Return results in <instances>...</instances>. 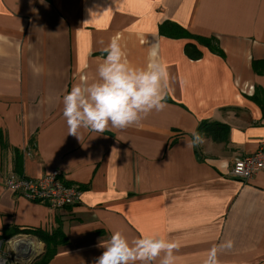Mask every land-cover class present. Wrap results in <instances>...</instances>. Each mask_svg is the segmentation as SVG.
Returning <instances> with one entry per match:
<instances>
[{
	"label": "crops",
	"instance_id": "obj_1",
	"mask_svg": "<svg viewBox=\"0 0 264 264\" xmlns=\"http://www.w3.org/2000/svg\"><path fill=\"white\" fill-rule=\"evenodd\" d=\"M166 22L208 44L161 35ZM113 38L132 66L165 65L166 107L78 139L63 95L94 78ZM262 63L264 0H0V237L61 227L68 243L47 264H95L116 231L177 241L174 264H204L212 248L217 264H264V172L230 174L264 139ZM54 171L82 186L75 206L6 186L7 172Z\"/></svg>",
	"mask_w": 264,
	"mask_h": 264
},
{
	"label": "clouds",
	"instance_id": "obj_2",
	"mask_svg": "<svg viewBox=\"0 0 264 264\" xmlns=\"http://www.w3.org/2000/svg\"><path fill=\"white\" fill-rule=\"evenodd\" d=\"M91 13L90 23L95 14ZM103 61L96 67L92 80L81 78L63 95L62 117L68 134L80 139L82 131L103 133L113 128H126L140 122L152 111L166 107L163 81L169 77L164 64L151 60L146 67L132 66L126 58L118 38H113L105 49ZM155 51L150 56L155 57ZM199 133L190 143H202ZM227 247L232 246L228 241ZM177 241L163 236L145 235L130 241L121 232H113L103 246L95 264H174ZM204 264H217L216 249L212 248Z\"/></svg>",
	"mask_w": 264,
	"mask_h": 264
},
{
	"label": "built area",
	"instance_id": "obj_3",
	"mask_svg": "<svg viewBox=\"0 0 264 264\" xmlns=\"http://www.w3.org/2000/svg\"><path fill=\"white\" fill-rule=\"evenodd\" d=\"M260 172H264V139L255 153L235 159L230 174L234 179L250 181ZM62 176L56 171L34 180L13 176L7 181V187L29 201L59 210L76 205L81 198L77 184L62 180ZM21 237L0 240V264H32L37 259L43 250L42 244L31 237Z\"/></svg>",
	"mask_w": 264,
	"mask_h": 264
},
{
	"label": "trees",
	"instance_id": "obj_4",
	"mask_svg": "<svg viewBox=\"0 0 264 264\" xmlns=\"http://www.w3.org/2000/svg\"><path fill=\"white\" fill-rule=\"evenodd\" d=\"M160 34L163 36H167L169 38H186V39H193L197 40L199 42H204L208 44V39L200 38L198 36H194L190 34L188 31L183 29L181 26L175 24V23H170L166 22L163 23L160 28ZM186 50L190 53V55L193 58H200L202 56V53L198 50L195 49V45L190 43L186 45ZM193 51V52H191ZM262 66L264 68V63H262ZM0 142L3 145L2 138L0 137ZM40 203V202H39ZM42 204V203H41ZM20 231L27 232V233H33L35 235H38L43 241L46 243L47 251L44 254L45 261L43 264L49 263L58 253V249L61 246H64L68 243V238L66 235L63 233L62 228L59 227L57 230L53 232H45V230H42L40 228H30V229H22ZM38 257V258H42Z\"/></svg>",
	"mask_w": 264,
	"mask_h": 264
},
{
	"label": "rangeland",
	"instance_id": "obj_5",
	"mask_svg": "<svg viewBox=\"0 0 264 264\" xmlns=\"http://www.w3.org/2000/svg\"><path fill=\"white\" fill-rule=\"evenodd\" d=\"M0 145L2 146V144L0 143ZM55 172V171H54ZM58 173H59V171H57ZM61 172H63V171H61ZM53 173V172H52ZM49 174H51V173H49ZM66 174V173H65ZM13 175V173H9V172H7V173H5L4 174V176H5V181H6V186H7V181L11 178V177H13L12 176ZM43 175H45V174H43ZM63 175H64V173H63ZM67 175V174H66ZM63 177V179L62 180H66L65 178V175L64 176H62ZM67 177H68V175H67ZM19 178H26V179H28V180H34V179H38L39 177H29V176H19ZM75 184V183H74ZM76 186H78L79 187V189H80V193L82 194V192H83V188H82V186L81 185H76ZM48 206V205H47ZM75 206V205H74ZM49 207V206H48ZM72 207V206H71ZM50 208V207H49ZM65 208H67V207H65ZM65 208H63V209H65ZM50 209H52V208H50ZM63 209H59V210H56V211H61V210H63ZM53 210V209H52ZM55 230H57V229H55ZM54 230V231H55ZM45 232H49V231H46L45 230ZM18 237V236H22L21 238H33V239H35L36 241H38V242H40L41 244H42V251H43V253L41 254V256L43 255L44 256V254H45V252L47 251V247H46V243L43 241V239H41L38 235H35V234H33V233H27V232H23V231H16V233L12 236V237ZM23 236H26V237H23ZM9 238H11V237H9ZM3 240V239H8V238H5V237H0V240ZM40 256V257H41ZM42 256V258H37V259H35L34 261H33V263L32 264H43L44 263V261H45V258ZM50 262V261H49Z\"/></svg>",
	"mask_w": 264,
	"mask_h": 264
},
{
	"label": "water",
	"instance_id": "obj_6",
	"mask_svg": "<svg viewBox=\"0 0 264 264\" xmlns=\"http://www.w3.org/2000/svg\"><path fill=\"white\" fill-rule=\"evenodd\" d=\"M42 253H43V251L37 256V258L40 257Z\"/></svg>",
	"mask_w": 264,
	"mask_h": 264
}]
</instances>
